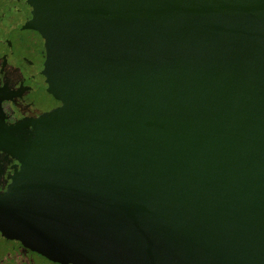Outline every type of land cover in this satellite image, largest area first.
<instances>
[{"label":"water","instance_id":"1","mask_svg":"<svg viewBox=\"0 0 264 264\" xmlns=\"http://www.w3.org/2000/svg\"><path fill=\"white\" fill-rule=\"evenodd\" d=\"M21 3L22 29L77 43L40 52L53 143L109 154L87 162V203L65 196L78 152L57 171L62 202L32 198L22 164L0 234L61 264H264V0Z\"/></svg>","mask_w":264,"mask_h":264},{"label":"rangeland","instance_id":"2","mask_svg":"<svg viewBox=\"0 0 264 264\" xmlns=\"http://www.w3.org/2000/svg\"><path fill=\"white\" fill-rule=\"evenodd\" d=\"M23 1L10 0L5 7L0 5V140L5 139V133L1 135L2 128L5 125L12 126L19 122L22 123V121H28L29 125L24 129V134L22 135L18 164L19 167L22 164H26L31 170L35 171L32 179L39 190V194L37 195L32 192L30 196L38 200H50L51 203L65 201L64 193H61L59 189L57 171L62 167L63 163L67 162V158L70 157V151L78 152L81 155L82 162L79 169L75 172L78 173L79 183L76 185V192L74 194L67 195L65 193V196L71 202L76 201L78 203L80 201V203H87L82 197L84 192H81V190L86 188L85 191L88 193L86 197H89L90 200L92 198L96 199L97 195L100 194V190L96 185L89 186L87 182V178H90L89 173L93 171L92 168L94 166L92 164L91 167L87 162H90L93 156L96 163L94 155L107 158L106 155L109 154V151L95 145L94 150L90 151L89 158L88 155L86 156L89 151V143H83L82 141H75L70 148L65 150L62 145H57L58 143L56 142L53 143L49 136L51 133L48 129L49 127L46 128L44 125L46 124L44 116L46 112L50 111L49 103L55 100L54 94L47 88L49 85L46 84L48 74L52 76L53 74L49 69L43 71L42 60L44 59L42 58L46 57L47 54L42 55L40 52L47 49L44 42L46 39L51 41L57 40L59 44L65 45V47L68 46V42L73 45H77V43H72L67 37L53 32L22 29L15 13L20 12V8H24L21 3ZM59 44H57V47ZM27 57L36 60L35 67L30 69V60ZM131 70L133 71L132 67ZM3 78L6 79L3 80ZM125 91L124 87L120 92V98L124 96ZM23 98L28 99L31 103L27 106V109H29V115L27 116L19 109V102ZM50 104H53V102ZM56 107L53 106V109ZM26 117L29 118L27 119ZM111 149L113 152L119 151L117 147ZM100 165L106 170L110 168L108 162L106 164L100 163ZM14 184L15 178L5 191L12 190ZM132 184L131 196L133 194ZM30 189L33 191V185H31ZM79 212L81 213V211ZM0 264L55 263L29 247L15 246L11 242L3 241L0 238Z\"/></svg>","mask_w":264,"mask_h":264},{"label":"flooded vegetation","instance_id":"3","mask_svg":"<svg viewBox=\"0 0 264 264\" xmlns=\"http://www.w3.org/2000/svg\"><path fill=\"white\" fill-rule=\"evenodd\" d=\"M9 1L10 0H0V5L5 7V5L9 3ZM5 79L6 78H3V80ZM7 81H11V80H7ZM19 103H20L19 105L21 106V107L19 106V109L22 111V113L26 114V116L29 115L28 114L29 109H27V106L28 104L31 103L28 101V99L23 98L22 101ZM29 117L26 118L28 119ZM28 125H29L28 121H22V123L19 122L18 124L12 126L5 125V127L2 128L1 135L5 133L4 135L6 136L5 139L0 140V191L7 189V187L13 180L15 173L14 171L17 168H19L18 154L21 149L20 145H22V135L24 134V129L27 128ZM0 238L3 241L11 242L15 246L18 245L20 247L27 248L21 242L15 239L8 238L2 234H0ZM53 263L61 264L55 261H53Z\"/></svg>","mask_w":264,"mask_h":264},{"label":"trees","instance_id":"4","mask_svg":"<svg viewBox=\"0 0 264 264\" xmlns=\"http://www.w3.org/2000/svg\"><path fill=\"white\" fill-rule=\"evenodd\" d=\"M21 167H19L16 171H15V173H14V177H13V179L15 178V175H16V173L18 172V170L20 169ZM0 192H5V190H2V191H0ZM34 251H36V250H34ZM36 252H38V251H36ZM43 255V254H42ZM46 257V256H45ZM48 258V257H47ZM49 259V258H48Z\"/></svg>","mask_w":264,"mask_h":264}]
</instances>
